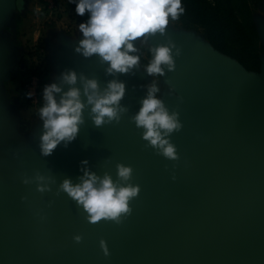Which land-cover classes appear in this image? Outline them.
Returning <instances> with one entry per match:
<instances>
[{
    "label": "water",
    "instance_id": "1",
    "mask_svg": "<svg viewBox=\"0 0 264 264\" xmlns=\"http://www.w3.org/2000/svg\"><path fill=\"white\" fill-rule=\"evenodd\" d=\"M12 7L13 0H0V19ZM154 37L156 44L167 42ZM171 39L181 49L174 57L175 110L189 116L170 134L177 160L146 146L129 119L137 111L129 74H118L128 108L121 120L97 127L85 109L77 137L48 156L39 143L29 149L14 143L13 124L0 107V264H264V64L251 76L188 37ZM11 48L6 56L0 45L3 68ZM74 48L60 37L52 48L59 66L104 86L112 77L97 56L85 58ZM82 159L113 179L117 162L132 166L139 192L119 224L89 222L73 199L56 193L63 178L77 181ZM37 171L54 179L52 191L22 183Z\"/></svg>",
    "mask_w": 264,
    "mask_h": 264
},
{
    "label": "clouds",
    "instance_id": "2",
    "mask_svg": "<svg viewBox=\"0 0 264 264\" xmlns=\"http://www.w3.org/2000/svg\"><path fill=\"white\" fill-rule=\"evenodd\" d=\"M75 3V11L83 15L89 13L88 19L78 24L82 37L74 50L83 57L97 56L104 65V72L112 78L101 86L94 76L67 69L60 74V83L46 84L42 89L43 103L38 109L42 121L39 135L41 155H50L57 145L67 146L74 140L79 127L84 123V111L94 126L110 122H119L128 112L121 103L126 92V83L118 74H132L133 69L141 66L140 49L135 43H147L150 36L159 33L166 43L148 45L151 59L142 65L146 73L153 77L141 97L138 110L129 119L137 128L142 129L141 138L157 153L177 160L176 146L170 140L173 131L182 127L179 113L169 110L158 95L161 92L158 78L165 74V69H175L174 57L181 49L167 37L166 26L170 20H177L184 13L182 0H70ZM63 85H68L65 89ZM171 91V88L169 87ZM59 94V95H57ZM32 96L29 91L26 93ZM88 160L80 161V175L77 181L65 177L58 184L56 193L63 191L73 199L89 222H98L102 218L119 224L131 213L130 200L139 192V185L131 182L132 166L117 162L116 178L108 171L98 174L88 167ZM175 177L173 176V179ZM22 183L35 184L38 192L52 191L55 183L51 176L36 172L33 176H22ZM23 199V197H22ZM73 239L81 241L80 234ZM100 248L108 254L105 240H99Z\"/></svg>",
    "mask_w": 264,
    "mask_h": 264
},
{
    "label": "rangeland",
    "instance_id": "3",
    "mask_svg": "<svg viewBox=\"0 0 264 264\" xmlns=\"http://www.w3.org/2000/svg\"><path fill=\"white\" fill-rule=\"evenodd\" d=\"M75 8V3L70 0H25L20 16L13 13L15 16L6 20L7 25L0 27V45L6 51V56L10 53L9 46L10 48L14 47L13 41L21 47L22 51L19 60H15V62L13 61L14 56H10L9 67L3 68L0 65V107L4 117L13 124V139L17 145L27 146L28 149L35 147L39 143V135L42 131V121L39 118L38 109L43 101L36 108L27 103L21 94L22 78L25 72L37 70L43 76L44 85L61 82L60 74L63 69L57 63L52 48L60 45V37L67 39L73 45H77L78 40L82 37L78 24L83 20L81 15L76 13ZM238 15L242 21L245 20V15L239 12ZM251 18L260 45L256 69H248L236 58L217 51L204 37L200 27L186 26L177 20H170L169 25L166 26V34L168 38L188 37L192 43H198L205 54L217 53L225 60L236 63L249 75L257 76L264 64V31L262 30L264 27V0L252 7ZM32 27L39 31L36 40L25 34ZM157 34L166 40L164 36ZM154 38V35L150 36L147 43L144 44H141L139 38L135 42L140 49L141 66L133 69L132 74L129 75L133 77L131 86L137 110L141 97L145 95L147 86L153 80V77L146 73L142 65H146L151 59V53L147 48L148 45H156ZM20 63H22V67L19 66ZM175 77L176 74L173 70L165 69V74L158 78L161 87V92L158 95L169 110L176 109V102L180 97V89L175 82ZM177 112L182 124L189 121V116L186 113Z\"/></svg>",
    "mask_w": 264,
    "mask_h": 264
},
{
    "label": "trees",
    "instance_id": "4",
    "mask_svg": "<svg viewBox=\"0 0 264 264\" xmlns=\"http://www.w3.org/2000/svg\"><path fill=\"white\" fill-rule=\"evenodd\" d=\"M261 0H182L185 8L177 19L184 25L200 27L204 37L219 52L236 58L248 69H256L260 45L252 22V7ZM238 12L245 15V22ZM22 78V90L25 78ZM38 72V71H37ZM23 96V91H22Z\"/></svg>",
    "mask_w": 264,
    "mask_h": 264
},
{
    "label": "built area",
    "instance_id": "5",
    "mask_svg": "<svg viewBox=\"0 0 264 264\" xmlns=\"http://www.w3.org/2000/svg\"><path fill=\"white\" fill-rule=\"evenodd\" d=\"M44 79L42 74L38 71L31 72L25 78L23 83V97L27 101V103L33 107H38L42 103V89L44 87ZM31 91L33 93L32 96L26 95Z\"/></svg>",
    "mask_w": 264,
    "mask_h": 264
},
{
    "label": "crops",
    "instance_id": "6",
    "mask_svg": "<svg viewBox=\"0 0 264 264\" xmlns=\"http://www.w3.org/2000/svg\"><path fill=\"white\" fill-rule=\"evenodd\" d=\"M24 5H25V0H13V7L11 8L10 11H6L4 14L5 17L7 18H1L0 19V27H5L7 24H6V20L9 18V17H13V15L15 16V14L13 13H16L18 16H20V14L23 12V9H24ZM17 23V22H15ZM13 24V23H12ZM32 26V25H30ZM25 34H28V36L30 35L32 37V39L36 40L38 35H39V31L38 29H34L33 27L30 28L28 30V32H26ZM13 44H14V47H12V50L14 52L13 56V61L15 62V60H19V57L21 56L22 54V51H21V47L19 45L16 44V42L14 43L13 41ZM22 63L19 64L20 67H22L21 65Z\"/></svg>",
    "mask_w": 264,
    "mask_h": 264
}]
</instances>
